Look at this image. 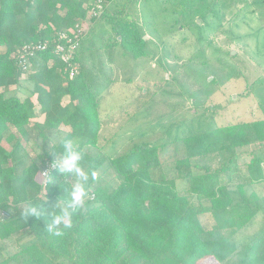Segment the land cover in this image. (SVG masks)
I'll return each mask as SVG.
<instances>
[{"label": "trees", "instance_id": "1", "mask_svg": "<svg viewBox=\"0 0 264 264\" xmlns=\"http://www.w3.org/2000/svg\"><path fill=\"white\" fill-rule=\"evenodd\" d=\"M101 1L104 8L92 15L98 0H0V264H264V225L247 241L234 238L264 216V195L256 190L264 183V118L218 124L221 105L212 104L203 130L168 132L164 142L124 152L102 150L110 118L101 114L103 92L95 84L111 57L95 54V62L96 47L81 49V39L71 77L55 48L67 44L64 30L88 20L111 29L110 41L98 47L104 54L139 59L148 55V41L128 12L139 0ZM39 42L49 46L24 69L18 50ZM27 73L32 95L22 96L11 88ZM65 138L85 153L82 166L96 179L73 226L61 225L57 236L47 230L48 213L65 208L76 181L42 171L63 152ZM33 205L42 215L25 217Z\"/></svg>", "mask_w": 264, "mask_h": 264}, {"label": "rangeland", "instance_id": "2", "mask_svg": "<svg viewBox=\"0 0 264 264\" xmlns=\"http://www.w3.org/2000/svg\"><path fill=\"white\" fill-rule=\"evenodd\" d=\"M128 12L148 41L145 57L104 54L98 47L110 41L109 25L92 27L88 20L82 27L81 49L95 46L90 52L95 62L100 63L95 54L112 60L95 84L103 92L101 114L111 120L100 134L105 153L161 143L168 132L182 136L203 130L210 114L205 107L212 104L221 105L218 124L264 118V0H139ZM30 73L12 91L32 95ZM249 157L241 155L242 160ZM256 190L264 195V183ZM263 225L259 215L234 238L247 241Z\"/></svg>", "mask_w": 264, "mask_h": 264}, {"label": "clouds", "instance_id": "3", "mask_svg": "<svg viewBox=\"0 0 264 264\" xmlns=\"http://www.w3.org/2000/svg\"><path fill=\"white\" fill-rule=\"evenodd\" d=\"M61 143L63 152L59 157L54 156L50 165L51 169L61 177H74L76 182L71 185L68 191L65 208L61 209L59 213H48L51 216V222L47 224V230L57 236L62 234L59 230L61 225L65 229H70L73 226L72 216L77 214L89 199V180L90 178L96 179L95 171H92L90 176L89 172L83 168L81 162L85 158V153L74 144L73 140L65 138ZM23 215L25 217H40L42 213L37 210L36 205H33L27 208Z\"/></svg>", "mask_w": 264, "mask_h": 264}, {"label": "built area", "instance_id": "4", "mask_svg": "<svg viewBox=\"0 0 264 264\" xmlns=\"http://www.w3.org/2000/svg\"><path fill=\"white\" fill-rule=\"evenodd\" d=\"M104 8V5L101 0H98L95 7L91 9L90 14L97 15L98 11L100 12ZM70 32V35L69 33ZM84 29L78 27L76 29L64 30L61 34L62 39H66L67 44L58 43L55 52L61 57V60L66 63L67 70L70 73V76L73 77L78 73V64L73 62L74 52L77 51L80 46L81 39L83 37ZM49 46L48 42H39V43H29L18 50V60L24 69H28L30 66L29 58L38 50H45ZM51 163L43 169L42 175L48 177L51 169ZM94 195H92L93 198Z\"/></svg>", "mask_w": 264, "mask_h": 264}, {"label": "crops", "instance_id": "5", "mask_svg": "<svg viewBox=\"0 0 264 264\" xmlns=\"http://www.w3.org/2000/svg\"><path fill=\"white\" fill-rule=\"evenodd\" d=\"M68 102H70V99H68ZM109 118V117H108Z\"/></svg>", "mask_w": 264, "mask_h": 264}, {"label": "water", "instance_id": "6", "mask_svg": "<svg viewBox=\"0 0 264 264\" xmlns=\"http://www.w3.org/2000/svg\"><path fill=\"white\" fill-rule=\"evenodd\" d=\"M146 38V37H145ZM236 96H234V98H235Z\"/></svg>", "mask_w": 264, "mask_h": 264}]
</instances>
